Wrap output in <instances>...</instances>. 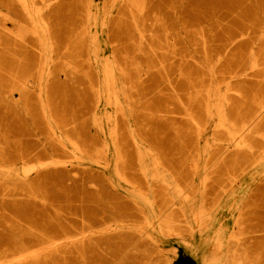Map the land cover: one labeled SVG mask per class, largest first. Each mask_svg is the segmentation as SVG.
<instances>
[{
	"label": "rangeland",
	"instance_id": "374dc122",
	"mask_svg": "<svg viewBox=\"0 0 264 264\" xmlns=\"http://www.w3.org/2000/svg\"><path fill=\"white\" fill-rule=\"evenodd\" d=\"M263 109L264 0H0V264H264Z\"/></svg>",
	"mask_w": 264,
	"mask_h": 264
},
{
	"label": "bare ground",
	"instance_id": "6f19581e",
	"mask_svg": "<svg viewBox=\"0 0 264 264\" xmlns=\"http://www.w3.org/2000/svg\"><path fill=\"white\" fill-rule=\"evenodd\" d=\"M103 84H104V83H103ZM263 110H264V109H263ZM259 115H260V114H259ZM252 119H253V118H252ZM245 126H246V125H245ZM240 137H241V136H240ZM228 139H229V138H228ZM237 140H238V139H237ZM41 166H42V165H41ZM185 188H186V187H185ZM183 206H184V205H183ZM185 207H186V206H185ZM213 217H214V216H213ZM208 218H209V217H208ZM210 220H211V219H210ZM210 220H209V221H210ZM209 221H208V222H209ZM205 225H206V223H205ZM210 225H211V224H210ZM212 229H214V228H212ZM78 239H79V238H78ZM216 240H217V239H216ZM54 243H55V242H54ZM216 243H218V242H216ZM219 244H220V243H219ZM220 246H222V244H221ZM41 249H42V248H41ZM36 251H37V250H36ZM33 253H35V252H33ZM21 259H22V258H21ZM224 261H225V260H224ZM12 262H13V261H12Z\"/></svg>",
	"mask_w": 264,
	"mask_h": 264
}]
</instances>
